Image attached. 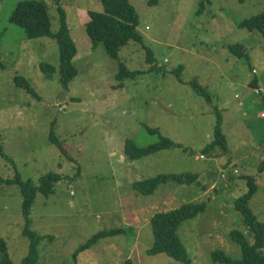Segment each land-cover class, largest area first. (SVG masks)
<instances>
[{"label": "rangeland", "instance_id": "374dc122", "mask_svg": "<svg viewBox=\"0 0 264 264\" xmlns=\"http://www.w3.org/2000/svg\"><path fill=\"white\" fill-rule=\"evenodd\" d=\"M18 1H0V142L21 179L38 182L51 171L62 175L55 193L49 198L38 194L31 209L32 230L45 236L36 264H181L147 251L154 244L151 218L186 204L206 207L178 231L192 263L215 264L212 256L219 250L241 259L230 233L247 235L234 208V201L248 192L247 177L258 186L250 208L264 223V123L251 86L258 79L264 88V37L238 25L264 13V0H212L202 12L203 0H161L156 7H149L148 0H130L139 15L138 32L159 69L151 73L140 44L129 43L118 59L107 56L102 44L92 50L85 25L90 12H103L99 0H61L77 47L78 75L68 90L57 75L46 79L39 69L43 62L59 66L56 41L27 39L23 29L9 22ZM45 1L56 33L57 5ZM234 44L243 45L247 59L231 54L228 47ZM121 63L146 73L115 90ZM180 66L184 83L174 73ZM17 75L30 83L40 101L15 85ZM194 80L211 102L191 88L188 83ZM217 110L227 150L216 147L204 153L215 140ZM147 128L181 148L129 160L123 154L126 143L145 147L159 141ZM52 130L67 154L50 142ZM182 172L199 178L194 184L161 183L151 196L133 189L135 181ZM15 173L0 157V178L13 179ZM21 201L17 184L0 182V237L11 264H20L29 253V240L21 234ZM114 228L126 233L100 239L75 257L91 236Z\"/></svg>", "mask_w": 264, "mask_h": 264}, {"label": "trees", "instance_id": "16d2710c", "mask_svg": "<svg viewBox=\"0 0 264 264\" xmlns=\"http://www.w3.org/2000/svg\"><path fill=\"white\" fill-rule=\"evenodd\" d=\"M3 1V0H0ZM57 5L60 15L59 30L54 33L51 29V19L49 16L48 4L45 0H20L13 10L9 22L25 31L27 39L34 40L39 38H51L56 41L59 48V66L56 68L49 63H40L39 69L46 79H52L57 75L59 84L65 89H69L70 83L77 77L78 69L74 65V59L77 55V47L71 37L70 29L67 24L66 12L62 8L61 0H53ZM102 4V13L90 12V20L86 23V33L91 41L92 50L102 44L107 56L112 59H118V53L129 43L140 44L146 51V62L151 65L147 73L158 71L156 60L152 50L144 45V40L138 32L140 25L139 15L130 0H99ZM246 0H240L245 2ZM161 0H148L149 7H156ZM211 4L212 0H203L200 3L201 12L205 4ZM241 29H247L251 32L257 31L264 37V13L244 21L238 25ZM1 43V42H0ZM231 54L238 58H248L246 49L242 44L230 45ZM180 66L174 73L177 74L180 83L184 81L180 78V73L184 70ZM4 69L2 56L0 52V70ZM142 71H130L125 64L118 66L115 75L117 84L114 89H122L125 81L135 79L139 75L145 74ZM15 85L24 90L26 94L32 96L36 101H40V96L29 82L22 76L14 77ZM196 94L204 96L208 102H211V95L196 80L188 83ZM253 88H257L258 79L251 83ZM217 122L215 140L204 149V153H211L216 147L227 150L226 138L222 131V115L217 110ZM53 127V126H52ZM147 132L159 136V141L145 147H138L132 142L126 143L123 154L129 160H139L164 150L181 148L180 144L174 143L169 138L160 136L158 130L147 128ZM50 142L57 146L62 154L67 151L55 136L54 131L50 133ZM0 157L10 162L16 173L13 179L0 178L4 184H17L22 197L21 215L23 237L29 240V253L21 260L20 264H36L38 262V245L44 239L32 230L31 209L35 203L38 194L49 198L55 193L56 184L61 181L62 175L58 172L51 171L39 176L38 182L32 178L21 179L16 164L8 158L0 142ZM260 172H264V162L260 166ZM199 175L197 173L182 172L159 174L154 177L133 182V189L137 190L144 196L154 195L161 183L175 181L181 184H194L197 182ZM255 178L247 177L248 192L234 201V208L242 216L243 226L247 229V235L239 230L230 233L232 240L239 246L242 257L239 260L228 256L224 251H215L212 260L215 264H264V223L253 213L249 202L256 194L258 186ZM73 194V193H72ZM205 204H186L178 209L168 212L155 214L150 221L152 233L154 235V244L147 251L149 255L156 256L164 254L169 258L181 264H193L190 260L187 250L182 243L178 231L182 223L194 219L204 213ZM122 228L102 230L91 236L84 244L77 248L76 254L87 250L100 239L125 234ZM0 254L2 264H11L8 247L3 238L0 237Z\"/></svg>", "mask_w": 264, "mask_h": 264}, {"label": "built area", "instance_id": "2783aa9c", "mask_svg": "<svg viewBox=\"0 0 264 264\" xmlns=\"http://www.w3.org/2000/svg\"><path fill=\"white\" fill-rule=\"evenodd\" d=\"M252 91H253V95L255 96V98L259 100V105L261 108L260 116L264 123V88L259 86L257 88H254ZM200 159H204V155H202ZM234 173L237 174L238 171L235 169ZM222 177L225 178V175H222Z\"/></svg>", "mask_w": 264, "mask_h": 264}, {"label": "crops", "instance_id": "0c3cea01", "mask_svg": "<svg viewBox=\"0 0 264 264\" xmlns=\"http://www.w3.org/2000/svg\"><path fill=\"white\" fill-rule=\"evenodd\" d=\"M248 105H250V104H248ZM198 174V173H197Z\"/></svg>", "mask_w": 264, "mask_h": 264}]
</instances>
